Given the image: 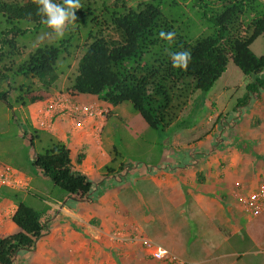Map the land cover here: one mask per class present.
<instances>
[{
	"label": "trees",
	"instance_id": "trees-1",
	"mask_svg": "<svg viewBox=\"0 0 264 264\" xmlns=\"http://www.w3.org/2000/svg\"><path fill=\"white\" fill-rule=\"evenodd\" d=\"M79 2L76 21L59 39L42 23L46 18L38 14L36 0H0V103L19 126L30 107L56 97L60 78L70 75L73 64L69 96L98 98L109 107L130 103L154 130L186 126L180 118L191 100L207 94L230 62L264 89V54L251 49L264 35V0ZM161 30L174 31V40H162ZM182 51L191 53L186 70L172 67L171 54ZM26 126L22 138L29 147L44 146L32 153L31 165L64 193L60 200L90 198L95 184L74 171L68 146L29 120ZM22 193L0 188V202L16 206L12 223L18 229L0 235V264H15L18 252L34 250L46 231L51 207L37 211Z\"/></svg>",
	"mask_w": 264,
	"mask_h": 264
},
{
	"label": "crops",
	"instance_id": "crops-1",
	"mask_svg": "<svg viewBox=\"0 0 264 264\" xmlns=\"http://www.w3.org/2000/svg\"><path fill=\"white\" fill-rule=\"evenodd\" d=\"M103 118L98 116L77 122L60 116L55 119L52 129L49 130L68 146L74 171L88 176L95 184V191L90 198L84 200L66 197L61 201L57 197L54 198L55 202L48 203L51 209L47 212L48 218L46 217L44 221L47 220L49 227H54V231L49 229L50 234H44L34 251L44 244L46 237L51 238L52 233L56 232L50 243L51 246L56 245L53 254H61L63 250L68 251V245L73 247L68 251L69 258H60V262L63 263L67 261V264H70L74 261V264H93L94 261H104L103 254L107 249L111 255L114 254L113 251L117 253L119 251L121 255H132L128 250L138 248L142 250V257L152 259L137 239L138 236H143L168 249L181 261L170 264H224L229 259L231 264H235L234 257L238 259L239 255L250 256L257 261L256 264H264V211L254 213L239 203L241 196H247L264 185L263 143L255 144L253 153L258 158L249 153L244 158V153L238 148L236 150L239 155L236 156L232 152L233 149L227 148L232 142L220 140L217 143L211 142L209 148H213V151L211 149L208 151V148L204 154V163H201L200 157L203 153L199 150L195 153H190L189 150L187 154L182 152L177 157L169 158L168 162L158 163L149 171L158 190L151 195L155 216L147 213L141 223L135 219L131 223L125 217L120 222L113 219L111 221L113 223L108 226L102 217H95L94 199L99 196L98 192L103 185L108 183L107 186L110 188H117L116 183L113 182L123 179L118 178L116 174L105 175L104 169L112 159H109L103 150H94L92 143L88 141L93 133L97 135V132H102L106 127ZM76 122L80 125L75 126ZM96 144L101 147L102 141ZM228 151L230 156H224ZM193 154L197 155L193 156ZM197 166H202V170L195 168ZM23 177L26 176L18 172L17 178L20 181ZM26 179L30 185L31 178L26 177ZM104 198L100 196L97 208L102 215L110 216L108 208L113 202L108 195ZM120 204L121 208L128 210L124 201L121 200ZM12 205L13 202L8 199L0 202V235H14L18 232L12 223V216L16 210V206ZM9 206L13 207L11 211L4 208ZM191 215L202 225V238L205 239L206 235L210 234V238H216L213 244L214 250H211L208 247L210 245L203 242V239L199 241V235L189 226ZM72 221H74V229L70 224ZM94 221L100 224L99 228L95 226ZM182 221H184L183 225ZM185 224L188 227L187 232L184 230ZM113 227L115 229L118 227L119 232L115 233ZM102 235L107 236L109 244L96 243L95 237ZM197 249L202 256L191 257L197 253ZM47 253L52 257L50 252ZM252 258L250 264L254 263Z\"/></svg>",
	"mask_w": 264,
	"mask_h": 264
},
{
	"label": "rangeland",
	"instance_id": "rangeland-1",
	"mask_svg": "<svg viewBox=\"0 0 264 264\" xmlns=\"http://www.w3.org/2000/svg\"><path fill=\"white\" fill-rule=\"evenodd\" d=\"M53 38L48 36L47 39L52 40ZM251 49L258 56L264 54V35L252 44ZM72 74H74V64L70 75L60 78L58 89L55 91L56 97L59 94H69V79ZM255 79V77L245 76L234 63L230 62L226 72L207 94H198L191 100L180 118V121L185 122L186 126L182 127L180 125V127L174 124L164 130H154L148 127L141 116L134 112L130 103L109 107L98 98L89 96L75 98L76 102L95 104L94 106L102 111L106 127L102 132H97V135L93 133L88 141L92 143L94 150L101 149L107 153L109 159H112L104 169L105 175L116 174L118 178L123 179L119 182H113L116 183L117 188H110V186H107L108 183L103 185L98 192L99 196L94 199L96 202L94 206L95 217H102L104 222L110 226L113 219L120 222L125 217L128 219L127 221L131 222L135 219L141 223L147 213L155 216L153 213L154 207L151 204V195L158 190L156 183L151 179L152 174L149 171L155 168L158 163L167 161L173 156L177 157L182 152L187 154L189 150L190 153L199 150L203 153L200 157L201 163H204V154L212 145L211 142L216 141L217 143L221 140V142H232L230 147L227 148L233 149L232 152L236 156L239 155L236 148L242 150L243 156L245 155L244 158H246L247 153L254 154L255 144L257 142L258 144H264V89L260 88ZM41 105L30 107L28 113L23 116L21 126H19L14 121L12 114L6 109L5 104L0 103V164L12 169L15 168L12 171L16 172L14 174L16 181L18 172L31 178L29 185L26 177H23L24 180L22 179V183L15 189L23 191V202L37 211H41L48 206V203L55 202L54 198L59 197V199H62L64 195L51 179L36 171V168L31 165L32 153L34 151L43 152L44 146L41 147L40 144L36 143L35 149H32L29 147L27 139L22 138L23 132L29 131L26 126L27 120L32 125H37L36 112ZM111 112L113 113L112 116L107 119ZM97 140L102 141L101 147L96 144ZM235 145L237 146L235 147ZM210 149L213 151V148H209L208 151ZM196 155L193 154V156ZM193 156L192 158L195 160ZM224 156H230V151ZM254 156L256 155L254 154ZM195 168L202 170V166ZM107 195L110 197V201L113 202L110 205L111 207L108 208L110 216H107L108 214L102 215L97 208L100 196L105 199L104 197ZM121 200L126 203L128 210L124 207L121 208ZM239 203H241L240 200ZM12 206L4 208L11 211ZM72 210L74 212L73 207ZM192 216L191 225L189 226L199 235V241L203 239V242H207L210 245L208 247L214 250L213 244L216 242V238H210L211 234L206 235L205 239L202 238V225L198 220L195 221V217ZM44 222L46 234H50L49 229L54 231V227H49L47 220ZM94 223L96 227H100L98 222L94 221ZM70 224L73 225L74 229V221ZM181 224L183 225L184 221ZM113 228L115 229V227ZM117 229L118 227H116L115 233L119 232ZM187 229L188 227L185 224L184 230L186 232ZM54 236H56V232L52 233V237ZM52 237H46L44 244H41L36 251L34 250L37 244L32 251L18 252L15 264H67V261L60 262V258H69L70 252L68 253V251L72 250L73 247L68 245V251L62 249L61 254H53L52 251L54 247L56 248V245L51 246ZM95 241L98 244H109L107 236L104 235L95 237ZM140 246L143 247L142 243H140ZM198 250L191 257L200 258L202 255ZM128 251L129 254L132 252V255H121L119 251L118 253L113 251V255L105 252L103 254L104 261H94L93 264H161L164 262L152 261L150 258L142 257V250L138 248H131ZM47 252H50L52 257H49ZM251 258L250 256L243 255L241 257L239 255L238 259L234 257V260L235 264H248ZM252 260L254 261L253 264L257 263L254 258ZM226 262L224 264H231V259ZM70 264H74V261Z\"/></svg>",
	"mask_w": 264,
	"mask_h": 264
},
{
	"label": "built area",
	"instance_id": "built-area-1",
	"mask_svg": "<svg viewBox=\"0 0 264 264\" xmlns=\"http://www.w3.org/2000/svg\"><path fill=\"white\" fill-rule=\"evenodd\" d=\"M95 104L76 102L69 95H59L52 99L48 103L39 106L36 112L37 125L34 127L42 130L52 129L55 119L57 117H66L77 122H83L86 119H94L95 117H102V111L94 106ZM97 106V105H96ZM75 123V126H79L80 123ZM10 167H5L0 164V188L10 187L17 188L22 181L14 179V172ZM240 202L247 209L254 213H260L264 211V185L257 191L251 194L240 197ZM137 239L142 243L145 249L148 251L149 256L155 261H164L168 263H181L179 258L171 253L168 249L154 244L151 240L141 236ZM184 264V263H182Z\"/></svg>",
	"mask_w": 264,
	"mask_h": 264
},
{
	"label": "clouds",
	"instance_id": "clouds-1",
	"mask_svg": "<svg viewBox=\"0 0 264 264\" xmlns=\"http://www.w3.org/2000/svg\"><path fill=\"white\" fill-rule=\"evenodd\" d=\"M38 4V14L43 18L42 23L51 28L55 36L62 39L65 36L67 25L76 21L75 11L80 9L79 0H63V4L54 3L53 0H36ZM176 36L174 31L159 32L162 40L172 42ZM191 60L190 51H182L171 54L172 67L175 69L186 70Z\"/></svg>",
	"mask_w": 264,
	"mask_h": 264
}]
</instances>
